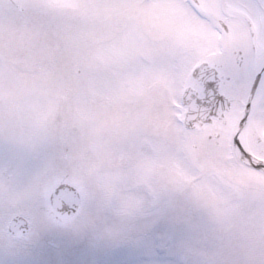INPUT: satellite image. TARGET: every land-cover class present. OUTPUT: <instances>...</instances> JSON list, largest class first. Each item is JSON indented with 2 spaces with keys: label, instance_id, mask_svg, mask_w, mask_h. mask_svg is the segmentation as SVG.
<instances>
[{
  "label": "snow or ice",
  "instance_id": "obj_1",
  "mask_svg": "<svg viewBox=\"0 0 264 264\" xmlns=\"http://www.w3.org/2000/svg\"><path fill=\"white\" fill-rule=\"evenodd\" d=\"M0 264H264V0H0Z\"/></svg>",
  "mask_w": 264,
  "mask_h": 264
}]
</instances>
